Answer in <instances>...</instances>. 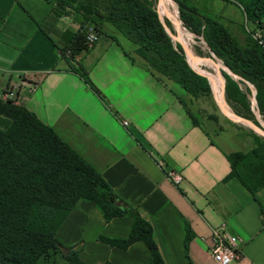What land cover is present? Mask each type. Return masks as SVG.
Segmentation results:
<instances>
[{
	"label": "crops",
	"instance_id": "1",
	"mask_svg": "<svg viewBox=\"0 0 264 264\" xmlns=\"http://www.w3.org/2000/svg\"><path fill=\"white\" fill-rule=\"evenodd\" d=\"M28 2L0 0V92L13 87L18 105L139 211L163 264H216L207 250L211 230L222 224L246 239L231 264H264V188L252 194L231 175L230 157L255 147L249 131L232 120H196L186 92L149 71L115 36L103 43L99 37L71 63L87 73L96 94L58 53L65 30H46ZM168 172L180 176L179 184ZM132 223L130 216L106 222L93 202L80 201L55 236L84 264H148L141 242L122 249L99 240H125Z\"/></svg>",
	"mask_w": 264,
	"mask_h": 264
},
{
	"label": "trees",
	"instance_id": "2",
	"mask_svg": "<svg viewBox=\"0 0 264 264\" xmlns=\"http://www.w3.org/2000/svg\"><path fill=\"white\" fill-rule=\"evenodd\" d=\"M70 1L58 0L54 14L70 15L66 10L72 7ZM172 1L184 29L201 38L231 74L223 72L228 104L236 109L237 115L257 125L250 112L252 90L247 84L254 88L256 109L264 119V31L258 38L248 35L240 43L221 23L201 14L189 0ZM224 1L236 3L246 20L263 29L264 0ZM157 2L108 0L103 14L95 1L76 6L74 11L81 22L75 33L65 30L60 35L61 42L56 45L60 57L72 66L73 58L93 45L85 44V33L90 28L85 24L95 17L132 43L134 55L159 78L177 83L186 93L201 91L199 83L204 80L189 67L180 45L171 42L160 22ZM93 29L98 38L103 36L116 42L113 36ZM72 68L99 95L87 73L74 65ZM204 89L207 90L206 85ZM0 116L8 120L5 129L0 130V264H52L50 257L55 253L66 264H84L73 246H63L55 236L67 213L80 201L93 202L106 222L122 216L133 219L125 240L100 237L101 242L122 249L141 242L150 253L148 264H163L151 226L139 211L118 198L101 176L51 129L22 105L11 102L0 101ZM249 134L255 147L249 154L230 157L231 175L254 194L264 188V150L256 143L255 133ZM191 237L192 232L186 226L185 242ZM63 247L68 249L66 256L60 251Z\"/></svg>",
	"mask_w": 264,
	"mask_h": 264
},
{
	"label": "rangeland",
	"instance_id": "3",
	"mask_svg": "<svg viewBox=\"0 0 264 264\" xmlns=\"http://www.w3.org/2000/svg\"><path fill=\"white\" fill-rule=\"evenodd\" d=\"M92 1H95L98 11L101 14H103L105 12V8L107 6L108 0H71L69 3L71 4L72 7L66 8V10L70 13V15L61 16V17H57L54 14V9H58L57 7L58 0H29V2L27 3V6H28V9L34 14V17L37 19V21L46 30H48L50 33L55 35V34H59L63 30H69V29L78 30V25L81 22L79 20L81 18L79 15L76 14V12L74 11V8L80 4L84 5ZM170 2L172 4L171 5L173 8L172 10L176 14V19L179 21L177 7L174 2H172L171 0ZM189 3L192 6H194L201 14L211 17L215 19L216 21H218L219 23H221L229 31V33L240 43H242L245 40V37L248 35H252L253 37L256 36L258 38L264 31V21H263V29H259L257 25L246 20L241 8L236 3H233L231 1L189 0ZM158 11L162 17L159 15ZM157 13H158L159 18L162 21V24L164 26V29L167 35L171 39V42L174 45L176 44L180 45L175 40L177 38V40L184 45L183 40L176 36V33L172 26L173 24L170 21V19L168 17H165L164 12L161 8L160 1L159 3L157 2ZM180 25L182 26L181 23ZM85 27L96 28L97 30L99 29L105 32L106 34L117 37L126 45V48H128V50H131L132 52H134L135 46L132 43H130L126 38H124V36L118 33L115 29L110 27L107 23L100 22L95 17H92L88 22H86ZM182 28L184 29L183 26ZM184 30L188 32L186 29ZM189 34L192 37L191 45H192L193 54L196 57L207 58V59H210L209 57L212 56L215 61L211 59L210 61L212 63L213 68L217 71L218 79L219 81H221V83L223 81L225 84V81L223 78L224 71H222V69H225V67L222 65L221 61L217 59L216 57H214L213 54L209 52V50L207 49L205 43L203 42L201 38H197L191 33ZM104 41H105V38L101 36L99 38V43H103ZM125 41H127L128 43ZM184 57H185V54H184ZM189 60L197 63L198 66H204L207 72L210 74V76L214 79L210 70L206 68V65L204 63L197 61V60H193L191 58H189ZM218 64L221 65L220 70L218 68ZM192 71L196 73L197 75H199L204 80V83L203 82L199 83V88L201 89V91H198L193 94L186 93V96L184 99L187 107L189 108L194 118L200 122H203L205 125H208V126L209 125L217 126L220 123L222 124V123L228 122L230 119L227 118L225 115H223L217 106L218 104L219 107L222 108L218 100L217 94H216V88L218 86L217 84L218 81L213 80V82H211V85H210L209 80L205 75L195 72L194 70ZM205 85L207 87V90L204 89ZM247 85L252 90V92H255L254 88L251 85L249 84ZM241 87L243 88V86ZM223 100L227 108L231 112V114L245 119L244 117H241L235 113L236 109H234L233 106L228 104V102L225 99V95H224ZM249 100H250V112H251L252 118L254 122L257 123L258 121L262 125L263 130H264V119L258 114V111L256 109V103L252 104V95L249 97ZM227 116L232 117V115L228 113H227ZM7 123H8V120L0 116V130L5 129V127L7 126ZM237 124L245 128L248 131H252L248 125H245L242 123H237ZM255 135L257 136L256 143L258 144V146H260L264 150V138H262L257 133H255ZM50 262H52V264H66L61 259L60 255L57 253H55L54 255L50 257Z\"/></svg>",
	"mask_w": 264,
	"mask_h": 264
},
{
	"label": "built area",
	"instance_id": "4",
	"mask_svg": "<svg viewBox=\"0 0 264 264\" xmlns=\"http://www.w3.org/2000/svg\"><path fill=\"white\" fill-rule=\"evenodd\" d=\"M98 36L93 28H88L85 33V42L87 45L96 43ZM59 53V52H58ZM69 55V51L66 52ZM0 101L17 104L16 90L12 87L0 92ZM124 127H128L126 122H122ZM167 179L174 185L179 184L181 178L179 175L168 172ZM211 244L208 247V253L216 264H231L238 261L241 257L240 244L246 239L240 236L231 235L226 230V225L222 224L213 228L210 233Z\"/></svg>",
	"mask_w": 264,
	"mask_h": 264
},
{
	"label": "bare ground",
	"instance_id": "5",
	"mask_svg": "<svg viewBox=\"0 0 264 264\" xmlns=\"http://www.w3.org/2000/svg\"><path fill=\"white\" fill-rule=\"evenodd\" d=\"M160 4H161V8H162V10L164 12L165 17H168L170 19V21L172 22V24H173L172 26H173V29H174V31L176 33V36L181 38L183 40V42H184V46L186 47V49L188 51V53L186 55V60H187L188 64L190 65V67L193 70L205 75L208 78L210 85H211V82H213V80L218 81L217 82L218 86L216 88V94H217L218 100H219L222 108H225L227 113L232 115L231 112L229 111V109L227 108V106L223 102L222 95H221V93H222V91H221L222 83H221V81H219L217 71L213 68L210 59L200 58L202 60H197V61H200V62H202V63H204L206 65V68L210 70V72H211L212 76L214 77V79L210 76V74L207 72V70L205 69L204 66H194L191 63V61L189 60V58H191L193 60H196V59L193 58V56H195V55L193 54V51H192V45H191L192 44V37H191V35L188 32H186L182 28V26L179 24L178 20L176 19V14L172 10L173 8L171 6L172 4H171L170 0H160ZM158 13H159V11H158ZM159 15H160V13H159ZM194 41H195V39H194ZM188 56H189V58H188ZM220 66L221 65L218 64V67H220Z\"/></svg>",
	"mask_w": 264,
	"mask_h": 264
},
{
	"label": "water",
	"instance_id": "6",
	"mask_svg": "<svg viewBox=\"0 0 264 264\" xmlns=\"http://www.w3.org/2000/svg\"><path fill=\"white\" fill-rule=\"evenodd\" d=\"M159 1H160V0H158V3H159ZM171 1H172V0H171ZM172 2H173V1H172ZM160 22L162 23L161 19H160ZM178 22H179V24L181 23L180 20H179ZM163 27H164V26H163ZM164 30H165V29H164ZM165 32H166V31H165ZM175 40L180 44V46H181V48H182V50H183V52H184V54H185V59H186V55H187V53H188L186 47H185L181 42H179V41L177 40V38H176ZM193 58L196 59V60H202V59H200L199 57H196V56H193ZM209 58H210L211 60H214L212 56H210ZM186 61H187V60H186ZM187 63H188V62H187ZM188 65H189V64H188ZM222 71H224V72H225L226 74H228V75H231V74L229 73V71H228L226 68H225V69H222ZM221 91H222L221 95H222V99H223V98H224V82H223V81H222V88H221ZM254 95H255V92H252V104H255V101H254ZM223 102H224V100H223ZM224 104H225V102H224ZM225 105H226V104H225ZM217 106H218L220 112H221L223 115H225L227 118H229L230 120H232V121L235 122V123H242V124L248 125L254 133H257V134L260 135L262 138H264L263 127H262V125H261L258 121H257V125H256V124H254L253 122H251V121H249V120H246V119L240 118V117L235 116V115H233V114H232L233 117H229V116H227V111H226L225 108H221V107H219L218 104H217ZM60 251H61V253L63 254V256H66L67 253H68V249H67V248H64V247H63V248H60Z\"/></svg>",
	"mask_w": 264,
	"mask_h": 264
}]
</instances>
